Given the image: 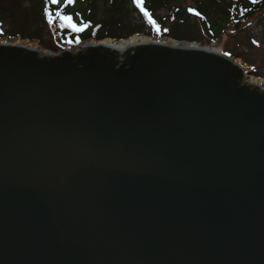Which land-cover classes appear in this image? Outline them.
I'll return each instance as SVG.
<instances>
[{
	"label": "water",
	"instance_id": "1",
	"mask_svg": "<svg viewBox=\"0 0 264 264\" xmlns=\"http://www.w3.org/2000/svg\"><path fill=\"white\" fill-rule=\"evenodd\" d=\"M137 37L0 41V264H264V87Z\"/></svg>",
	"mask_w": 264,
	"mask_h": 264
},
{
	"label": "trees",
	"instance_id": "2",
	"mask_svg": "<svg viewBox=\"0 0 264 264\" xmlns=\"http://www.w3.org/2000/svg\"><path fill=\"white\" fill-rule=\"evenodd\" d=\"M183 2L143 0L149 14L145 16L135 0H64L58 5L47 0H0V40L36 42L55 52L65 46L75 49L89 40L124 41L137 35L208 45L229 27L241 31L264 8V0H198L192 8ZM46 9L53 14L51 24ZM56 12L71 17L80 31ZM231 55L245 61L243 55Z\"/></svg>",
	"mask_w": 264,
	"mask_h": 264
},
{
	"label": "rangeland",
	"instance_id": "3",
	"mask_svg": "<svg viewBox=\"0 0 264 264\" xmlns=\"http://www.w3.org/2000/svg\"><path fill=\"white\" fill-rule=\"evenodd\" d=\"M64 0H59V3H62ZM198 0H184L183 6L185 7H194V3ZM264 9V8H263ZM256 14V17L252 21L245 24L241 31L237 33L232 30V27H229L224 31L220 37L213 38L212 42L208 45H199L203 47H215L224 54L233 58L235 61H239L247 71H252V76L249 78L257 80L260 84L264 86V10ZM142 36V35H139ZM146 38H148L146 36ZM20 39L15 41H9L7 39L2 41H8L11 43H16ZM168 41V40H161ZM23 44L38 46L36 42L23 41ZM71 48L70 46H65ZM40 49L45 53L59 54L60 51H52L43 49L40 46ZM73 49V48H71ZM77 48L73 49L76 50ZM238 53L243 55L244 59L235 58L231 53Z\"/></svg>",
	"mask_w": 264,
	"mask_h": 264
},
{
	"label": "bare ground",
	"instance_id": "4",
	"mask_svg": "<svg viewBox=\"0 0 264 264\" xmlns=\"http://www.w3.org/2000/svg\"><path fill=\"white\" fill-rule=\"evenodd\" d=\"M147 43L148 42V39H145V38H143V37H141V38H139V37H137V36H135V37H132V39H131V41H130V43L131 44H137V43ZM103 44H106V45H112L113 43H111V42H102ZM162 43H164V44H166V46H168L169 48L171 47V48H176V47H181V45H177L176 44V42L175 41H164V42H162ZM14 44V46H16V45H23V46H25L26 48H31V49H35L34 47L35 46H32V45H27V44H23V43H20V42H16V43H13ZM93 45V44H92ZM95 45H98V44H95ZM125 45H127V43H121V46L123 47V46H125ZM120 46V47H121ZM113 47H116V46H114L113 45ZM195 47H197V46H195ZM201 48H204L203 46L201 47ZM220 51V50H219ZM41 53H45L44 51H42ZM226 58H228V59H230L229 58V56H226ZM236 65H238V66H241L243 69H245L244 67H243V65L239 62V61H236ZM246 70V69H245ZM247 85H249L250 87H252V88H255V89H260L261 90V86H263L262 84H260L257 80H254V79H250V80H248V82H247ZM264 87V86H263Z\"/></svg>",
	"mask_w": 264,
	"mask_h": 264
},
{
	"label": "snow or ice",
	"instance_id": "5",
	"mask_svg": "<svg viewBox=\"0 0 264 264\" xmlns=\"http://www.w3.org/2000/svg\"><path fill=\"white\" fill-rule=\"evenodd\" d=\"M69 2H71V0H69ZM136 4L138 7H141V11L144 12L145 16H148L149 14L144 11L142 4H143V0H135ZM253 3L256 2V0H252ZM47 3L51 4V5H58L59 4V0H47ZM47 11V9H46ZM47 15H48V22L51 24L53 22V14L50 11H47ZM55 15L57 17H59L61 20H63L64 22H66L68 25H70L74 30L76 31H80V29L76 28L75 24L72 23V18L69 16H62L60 12H56ZM149 22L153 24V26L155 27V22L151 20V17L149 16Z\"/></svg>",
	"mask_w": 264,
	"mask_h": 264
}]
</instances>
